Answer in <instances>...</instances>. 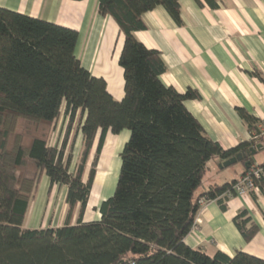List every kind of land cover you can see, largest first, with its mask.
<instances>
[{
  "label": "trees",
  "instance_id": "16d2710c",
  "mask_svg": "<svg viewBox=\"0 0 264 264\" xmlns=\"http://www.w3.org/2000/svg\"><path fill=\"white\" fill-rule=\"evenodd\" d=\"M97 1L99 14L112 17L124 36L121 101L104 79L82 66L77 31L0 7V264H264L243 252L209 256L185 243L199 200L226 211L227 195L237 183L198 193L209 161L225 162L257 145L264 150V138L223 150L185 106L199 100V92L190 88L182 94L162 82L167 67L161 54L135 33L146 29L143 16L159 7L181 26L180 0ZM203 1L211 10L219 8L220 0ZM253 75L264 83L263 74ZM238 114L251 133L257 130L260 120L245 109ZM124 131L129 138L115 192L101 203L100 220L86 223L106 137ZM53 133L55 145L49 144ZM79 134L82 152L74 166ZM248 160L253 166L254 157ZM259 167L264 171V162ZM43 177L48 194L54 186L67 189L65 222L26 228ZM255 186L264 196V175ZM234 223L246 242L259 232L246 210Z\"/></svg>",
  "mask_w": 264,
  "mask_h": 264
},
{
  "label": "crops",
  "instance_id": "0c3cea01",
  "mask_svg": "<svg viewBox=\"0 0 264 264\" xmlns=\"http://www.w3.org/2000/svg\"><path fill=\"white\" fill-rule=\"evenodd\" d=\"M180 0L181 19L178 26L161 7L143 16L146 29L135 33L138 41L161 54L167 71L162 82L179 93L188 89L199 92L201 98L185 103L206 135L225 151L251 141V132L238 114L245 109L258 120L264 118V83L253 75H264V2L261 0H220L219 8L211 10L202 0ZM0 7L45 20L78 32L76 55L82 66L94 77L102 78L117 101L125 96L124 71L119 65L124 36L112 17L98 12L97 0H0ZM129 132L108 133L99 161L97 175L83 221L101 218L99 207L108 196L105 179L95 189L98 177L106 172V160L120 154ZM261 151V150H260ZM82 152L79 134L74 148V160ZM257 162V154L254 157ZM215 158L198 193L212 186L238 181L245 174V165L227 170ZM106 167H105V166ZM106 177V176H105ZM67 189L52 187L50 194L42 192L31 202L25 227L30 229L58 228L65 222ZM246 198L229 199L226 211L212 201L200 214L201 223L185 239L193 249L209 256L218 251L233 257L237 252L264 260V196L254 191ZM94 194V196H93ZM39 199V200H38ZM243 210L249 212L259 232L246 242L234 219ZM78 211L73 218L76 222Z\"/></svg>",
  "mask_w": 264,
  "mask_h": 264
},
{
  "label": "rangeland",
  "instance_id": "374dc122",
  "mask_svg": "<svg viewBox=\"0 0 264 264\" xmlns=\"http://www.w3.org/2000/svg\"><path fill=\"white\" fill-rule=\"evenodd\" d=\"M56 136H57V133H53V135L50 136L49 144L55 145L56 140H57ZM263 161H264V150H261L257 153V162L262 163ZM74 164H75L74 166L77 165V160L74 162ZM104 164L107 165V167L104 165L106 167L105 168L106 172L103 171L102 175H100L98 177V181L95 185V189L100 185V183H99L100 180L105 179V183H106L107 187H106L104 193L109 198V197H112V195L114 194L116 186H117V182H118L119 172H120V168H121V159L119 157V154H117L116 156H113L112 159L109 161L106 160ZM241 166L242 165L239 162V163L229 167V169H227V170H233L235 168H241ZM88 173H89V167L86 170L85 179L88 177ZM49 188H50V185H49L48 179L46 177H43L41 182H40L39 188H38V196L37 197L40 199V195L42 194V192L44 191V192L48 193ZM64 188H66V187H64ZM93 196H94V194H93Z\"/></svg>",
  "mask_w": 264,
  "mask_h": 264
},
{
  "label": "built area",
  "instance_id": "2783aa9c",
  "mask_svg": "<svg viewBox=\"0 0 264 264\" xmlns=\"http://www.w3.org/2000/svg\"><path fill=\"white\" fill-rule=\"evenodd\" d=\"M261 138H264V118L257 124V130L251 133V141L259 142ZM263 175L264 171L258 165L254 164L232 187V192L228 193L227 195L228 198L232 199L234 197H248L251 192L257 191L255 180L260 179ZM210 202L211 201H208L206 198H201L199 200L200 211L193 227L194 230L197 229L198 225L201 223L200 214L203 208Z\"/></svg>",
  "mask_w": 264,
  "mask_h": 264
},
{
  "label": "water",
  "instance_id": "95a60500",
  "mask_svg": "<svg viewBox=\"0 0 264 264\" xmlns=\"http://www.w3.org/2000/svg\"><path fill=\"white\" fill-rule=\"evenodd\" d=\"M262 149V145H257L255 148L250 149L249 154L243 153L238 154L236 157L231 158L230 160H227L223 162L220 166V168H229L237 163L244 162L245 168L248 169L250 167L251 161L248 160L249 156L255 157L256 154Z\"/></svg>",
  "mask_w": 264,
  "mask_h": 264
}]
</instances>
